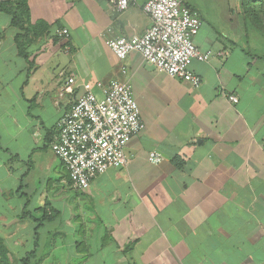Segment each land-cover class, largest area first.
Returning <instances> with one entry per match:
<instances>
[{
    "label": "crops",
    "instance_id": "0c3cea01",
    "mask_svg": "<svg viewBox=\"0 0 264 264\" xmlns=\"http://www.w3.org/2000/svg\"><path fill=\"white\" fill-rule=\"evenodd\" d=\"M146 1L116 12L107 0H27L19 26L0 11V238L12 264L29 253L31 264H264V32L200 27L195 44L214 54L190 64L194 88L106 46L148 29ZM111 79L130 84L145 128L124 166L78 190L49 142L81 85L101 96L95 83Z\"/></svg>",
    "mask_w": 264,
    "mask_h": 264
},
{
    "label": "built area",
    "instance_id": "2783aa9c",
    "mask_svg": "<svg viewBox=\"0 0 264 264\" xmlns=\"http://www.w3.org/2000/svg\"><path fill=\"white\" fill-rule=\"evenodd\" d=\"M129 2L107 0V6L120 12ZM142 9L151 19L148 29L129 38H107L106 46L119 60L136 51L157 71L199 87L201 79L190 70V64L194 60L207 61L214 54L194 42L202 25L200 12L184 0H147ZM52 34L65 40L69 35L66 28L59 26L53 28ZM121 72H125L123 66ZM72 83L74 79L69 77L63 90L70 92ZM95 86L101 90V96L93 92L92 85H81L69 112L58 122L57 135L49 142V148L61 160L78 190L87 189L91 179L107 169L124 166L127 142L145 128L129 83L111 79L107 83L97 81ZM227 98L238 101L233 94ZM147 158L151 163L162 160L157 151H150Z\"/></svg>",
    "mask_w": 264,
    "mask_h": 264
},
{
    "label": "rangeland",
    "instance_id": "374dc122",
    "mask_svg": "<svg viewBox=\"0 0 264 264\" xmlns=\"http://www.w3.org/2000/svg\"><path fill=\"white\" fill-rule=\"evenodd\" d=\"M242 1L193 0V4L203 15L201 28L209 31L211 36H242L248 33L251 35V30L256 29V26L251 20H245L244 14L248 6ZM15 264L22 263L16 261Z\"/></svg>",
    "mask_w": 264,
    "mask_h": 264
},
{
    "label": "trees",
    "instance_id": "16d2710c",
    "mask_svg": "<svg viewBox=\"0 0 264 264\" xmlns=\"http://www.w3.org/2000/svg\"><path fill=\"white\" fill-rule=\"evenodd\" d=\"M246 3L248 10L244 16L251 20L254 25L264 32V0H243ZM27 0H0V11L8 14L12 19L14 26H19V21L22 19L23 14L27 13ZM19 46V45H18ZM19 53L26 55L25 51L19 46ZM29 253L26 258L21 259L22 264H31ZM0 264H11L9 258V250L0 238Z\"/></svg>",
    "mask_w": 264,
    "mask_h": 264
}]
</instances>
